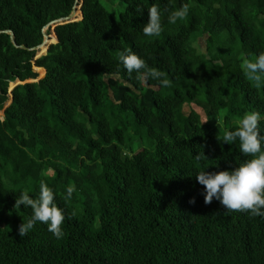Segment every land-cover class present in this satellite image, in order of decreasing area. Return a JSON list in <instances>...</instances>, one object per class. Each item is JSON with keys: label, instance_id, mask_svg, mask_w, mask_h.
Listing matches in <instances>:
<instances>
[{"label": "trees", "instance_id": "16d2710c", "mask_svg": "<svg viewBox=\"0 0 264 264\" xmlns=\"http://www.w3.org/2000/svg\"><path fill=\"white\" fill-rule=\"evenodd\" d=\"M121 1L116 19L84 0L83 19L57 26L58 42L35 60L44 27L76 0H0V264H264V217L205 204L196 180L251 158L222 141L246 112L261 114L264 136V87L240 60L264 52V0ZM154 3L163 31L149 37ZM185 3L187 17L170 24ZM126 49L171 86L129 74ZM36 67L46 70L38 81ZM41 180L64 210L61 239L39 222L18 234L32 210L16 198H36Z\"/></svg>", "mask_w": 264, "mask_h": 264}, {"label": "clouds", "instance_id": "9594fccd", "mask_svg": "<svg viewBox=\"0 0 264 264\" xmlns=\"http://www.w3.org/2000/svg\"><path fill=\"white\" fill-rule=\"evenodd\" d=\"M189 8L190 5L185 3L179 9L172 10L168 16V22L175 24L177 20L185 19ZM148 16V22L143 27V34L149 37L160 36L163 31L160 6L154 3L148 9ZM119 59L129 74L137 73L136 78L141 83L154 79L158 80L162 87L171 86V81L164 72L149 67L145 60L131 49L121 52ZM242 68L246 78L256 89L264 87V52H261L255 60L244 58ZM260 121L259 112H246L236 121L235 129L226 131L222 138L223 143L227 144L238 140L240 152L245 157H251L250 159H245L230 171L201 170L196 174L197 182L204 187L205 204H211L215 198L227 211L249 212L253 217H264V151H262L264 136L260 135ZM218 140L220 141L219 137ZM200 158V154L196 156L197 160ZM75 191L74 184L67 186L66 195L63 197L65 202L72 199ZM189 203L194 204L195 199L193 198ZM21 206L31 208L32 215L27 222L19 226L20 237L26 236L38 222L46 224L48 231L55 238L64 237L65 233L61 227L65 220L64 210L55 203V193L44 180L40 181L39 195L36 198L27 191L20 193L16 198L15 208Z\"/></svg>", "mask_w": 264, "mask_h": 264}, {"label": "water", "instance_id": "95a60500", "mask_svg": "<svg viewBox=\"0 0 264 264\" xmlns=\"http://www.w3.org/2000/svg\"><path fill=\"white\" fill-rule=\"evenodd\" d=\"M84 0H76L75 6L73 8V11L70 15L66 16V17H62L60 19L54 20L52 22H50L47 26L44 27L43 29V33H44V41L42 44L30 49V50H35L37 52V55L35 57V60L46 55L49 51V48L52 44H55L58 42V36L56 33V27L59 25H63V24H67V23H71V22H75V21H79L82 20L84 17L83 11H82V6H83ZM79 13L81 14V18L78 19V15ZM52 28V30L55 32V36H56V41H51L50 36L47 34V30ZM6 32H8L11 37L13 42L15 43V39H14V32L12 30H7ZM22 48H27L25 45H22ZM45 49V50H44ZM39 69L38 67H36V70ZM46 71V70H45ZM37 81V80H36ZM32 82V81H31ZM15 83V84H14ZM25 82H21V81H16V82H12L11 84H13V88L10 90V92L12 93L13 89L19 85V84H23ZM11 97L13 98V95L11 94ZM12 102V101H11ZM11 102L7 105L9 106L11 104Z\"/></svg>", "mask_w": 264, "mask_h": 264}, {"label": "rangeland", "instance_id": "374dc122", "mask_svg": "<svg viewBox=\"0 0 264 264\" xmlns=\"http://www.w3.org/2000/svg\"><path fill=\"white\" fill-rule=\"evenodd\" d=\"M101 3L107 8V10H109L112 15L116 18L119 19L120 14L123 13L124 11L127 10V4H125L124 2H122L121 0H100ZM81 18V14L79 13L78 15V19ZM50 32V38L51 40L54 38L55 36V32L52 30V28L48 29L47 32ZM56 38V37H55ZM206 39L205 38H200L197 43L195 44L198 47L199 51L202 52H207V45H206ZM244 57H240L241 60V64L243 62ZM253 60H255V57L253 58ZM39 74V78L37 79L40 80L41 78H43L46 74V71H41V70H36ZM15 84V83H14ZM13 88V84L10 85V90ZM12 93L10 92V95ZM11 100V99H10ZM9 100V102L7 103V105L11 102ZM0 117L3 118L4 117V111L0 112ZM140 148V147H139Z\"/></svg>", "mask_w": 264, "mask_h": 264}]
</instances>
